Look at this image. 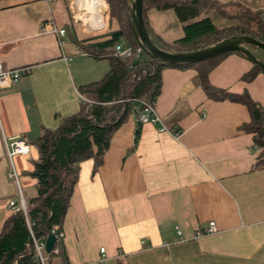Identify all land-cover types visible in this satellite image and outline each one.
<instances>
[{"label":"crops","instance_id":"crops-1","mask_svg":"<svg viewBox=\"0 0 264 264\" xmlns=\"http://www.w3.org/2000/svg\"><path fill=\"white\" fill-rule=\"evenodd\" d=\"M79 1V26L101 28L102 0ZM106 17L110 27L80 35L66 0H0V63L26 66L0 87V227L13 211L8 201L17 200L7 175L9 143L53 129L86 100L78 85L109 67L105 55L84 48L117 27ZM52 26L64 27V34ZM251 64L226 53L208 80L246 90L264 105V75L241 78ZM159 80L154 108L177 135L137 122L129 112L112 130L100 164L92 170V157L79 162L70 220L64 228L67 208L61 225L66 240L49 264H101L100 246L102 264H264V166H254L260 149L241 127L249 119L246 106L206 96L192 67L161 66ZM29 150L11 155L24 199L34 193L28 172L37 152L31 144ZM209 220L216 229L193 237Z\"/></svg>","mask_w":264,"mask_h":264},{"label":"trees","instance_id":"trees-1","mask_svg":"<svg viewBox=\"0 0 264 264\" xmlns=\"http://www.w3.org/2000/svg\"><path fill=\"white\" fill-rule=\"evenodd\" d=\"M105 1L109 18L116 21L117 27L107 31L106 38L90 42L84 48L96 49L105 55L109 67L100 78L78 85L79 92L86 100L80 103L75 113L61 118L53 129L42 128L28 142L37 152L28 172L34 179V193L25 197V213L20 208L13 210L1 224L0 264H40L33 259L34 252L26 244L29 240L27 221L30 222L34 235L43 239L51 234V226L61 229L77 180L79 162L92 157V170L100 164L112 130L129 112L137 116L140 100L153 99L158 93L161 66L192 67L206 96L243 103L249 119L241 127L251 133L252 143L260 149L254 166H264V105L254 100L246 90L232 92L215 86L208 80V72L226 53L235 52L245 57L244 54L233 50L203 60L174 63L150 58L143 50V55L141 53L142 56L139 57L113 55L112 48L116 41L125 39L133 46L137 43L128 23V0ZM223 7L221 0H142V15L151 40L170 51L199 48L232 34H245L264 42V15L260 9H252L238 0L228 10ZM148 8L172 9L181 23L182 35L169 41L162 39L147 20L145 11ZM212 10L233 22L223 26L216 25L210 15ZM67 32L72 41L78 42L75 35L68 30ZM244 45L264 63L263 49L252 44ZM251 63V67L241 75L244 80L252 79L258 72L264 75L256 63ZM60 240L58 238L53 241L47 253V264L49 258L59 252ZM55 247L57 251L53 252Z\"/></svg>","mask_w":264,"mask_h":264},{"label":"built area","instance_id":"built-area-1","mask_svg":"<svg viewBox=\"0 0 264 264\" xmlns=\"http://www.w3.org/2000/svg\"><path fill=\"white\" fill-rule=\"evenodd\" d=\"M104 1V0H102ZM259 8L264 15V3H261L259 5ZM51 30L56 32L59 35L64 34V27H51ZM142 53V49L139 45L133 46L129 42H127L125 39H120L116 41L112 48V54L120 57H126L130 55H134L135 57H139ZM26 69L25 65H21L14 68H5L0 63V87L7 85L10 81L16 79L20 73L24 72ZM83 99V97L81 96ZM140 108L138 109V114L136 116V119L140 123H151L152 125L156 126V129L158 131H167L169 133H172L173 135H177L178 131L173 130L170 128H167L165 124L163 123L162 118L157 114L154 108L153 100H140L139 101ZM10 147L7 149V155L10 158L9 167L7 170V175L14 184L17 187V200L10 199L8 201V204L10 207L13 208V210L22 209V211L25 213V199L23 197V194L20 189V184L18 180V174L16 169L14 168L12 162H11V155L15 153H22L27 154L29 152V143L26 140L24 136H17L9 143ZM27 227H28V235L29 240L26 241V244H28L32 250H33V259L37 260L40 264H47V253L49 250L45 247V239L42 237L35 236L30 222L27 221ZM216 229V226L212 220H209L207 224L201 228H195L193 230V237H197L199 235L210 233ZM51 234L54 235L55 239H62L64 236V233L62 229H56L55 226L50 227ZM176 232L179 234L180 230L176 227ZM141 244H144L143 239L140 240ZM53 252H56V247L52 249ZM100 255L98 257V261L102 264L103 261L106 258V255L103 251V247H99Z\"/></svg>","mask_w":264,"mask_h":264},{"label":"water","instance_id":"water-1","mask_svg":"<svg viewBox=\"0 0 264 264\" xmlns=\"http://www.w3.org/2000/svg\"><path fill=\"white\" fill-rule=\"evenodd\" d=\"M128 3V23L131 33L133 34L137 45H139L144 53H146L150 58H157L168 63L187 61L193 62L203 60L223 52L239 50L249 61L256 63L264 72V63L257 59L252 51L244 45L252 44L264 50V42L249 35L232 34L228 37H223L211 44L195 49L182 51L166 50L157 46L148 35L142 15V0H128ZM72 195H76V186H74ZM72 202H74V199L71 200V205L68 207V214L65 218L64 228H66V225L70 220L69 216L72 210ZM66 233H68V231L65 230V234ZM63 239L66 240V238ZM53 241L54 235L49 234L45 239V247L47 250L50 249Z\"/></svg>","mask_w":264,"mask_h":264},{"label":"rangeland","instance_id":"rangeland-1","mask_svg":"<svg viewBox=\"0 0 264 264\" xmlns=\"http://www.w3.org/2000/svg\"><path fill=\"white\" fill-rule=\"evenodd\" d=\"M66 1L70 7L72 17L74 16L73 20L75 21V25H76L80 35H87L89 33L94 34V33L103 31L104 29L110 27L109 23H108V26L107 25L105 26V24L107 22L106 16L108 14V5H107V2L105 0L103 1L104 5H105V12H104L105 14L103 16L104 25L101 28H97L95 30H90V31H84L85 29L83 28L84 27L83 25L79 26L80 22H79V19L77 18L78 17L77 15L79 14V9H77V8L79 7V5L82 4V2L79 0H78V2H76V0H66ZM235 1L236 0H221V2L224 3V7H223L224 10H228L229 8H232L233 2H235ZM238 1H241L244 5H247L252 9H256V8L260 9L259 5L261 3H264L263 0H238ZM145 15L147 17V20H148L151 28L155 32L159 33L161 35L162 39H164L165 41H169L172 38H175V37L182 35L181 23L176 18V15L172 9L158 10L155 8H148L145 11ZM210 15L212 17L213 22L218 26L227 25V24H230L233 22V20L226 19L225 17L218 15V12L216 10L210 11ZM108 18H109V15H108ZM112 21H113L112 22L113 24L116 22L113 19H112ZM82 22H83V19H82ZM142 55H143V53H142Z\"/></svg>","mask_w":264,"mask_h":264},{"label":"bare ground","instance_id":"bare-ground-1","mask_svg":"<svg viewBox=\"0 0 264 264\" xmlns=\"http://www.w3.org/2000/svg\"><path fill=\"white\" fill-rule=\"evenodd\" d=\"M103 2V1H102Z\"/></svg>","mask_w":264,"mask_h":264},{"label":"flooded vegetation","instance_id":"flooded-vegetation-1","mask_svg":"<svg viewBox=\"0 0 264 264\" xmlns=\"http://www.w3.org/2000/svg\"><path fill=\"white\" fill-rule=\"evenodd\" d=\"M246 46V45H245Z\"/></svg>","mask_w":264,"mask_h":264}]
</instances>
